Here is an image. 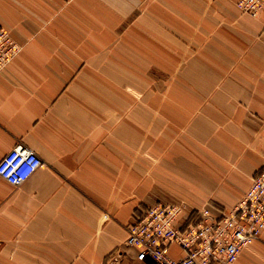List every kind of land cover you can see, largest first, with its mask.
<instances>
[{
	"label": "crops",
	"instance_id": "1",
	"mask_svg": "<svg viewBox=\"0 0 264 264\" xmlns=\"http://www.w3.org/2000/svg\"><path fill=\"white\" fill-rule=\"evenodd\" d=\"M238 1L0 0L21 46L0 72V160L43 161L0 178V264H150L124 245L133 214L245 196L264 165V10ZM234 264H264V233Z\"/></svg>",
	"mask_w": 264,
	"mask_h": 264
},
{
	"label": "built area",
	"instance_id": "2",
	"mask_svg": "<svg viewBox=\"0 0 264 264\" xmlns=\"http://www.w3.org/2000/svg\"><path fill=\"white\" fill-rule=\"evenodd\" d=\"M241 12L257 17L264 0H239ZM21 46L0 24V72L19 54ZM43 161L23 145L0 160V178L13 187L24 184ZM125 247L136 260L150 264H234L242 250L264 233V165L252 178L245 196L231 209L207 204L187 210L180 202L156 204L133 214ZM172 247L181 254L175 259Z\"/></svg>",
	"mask_w": 264,
	"mask_h": 264
},
{
	"label": "rangeland",
	"instance_id": "3",
	"mask_svg": "<svg viewBox=\"0 0 264 264\" xmlns=\"http://www.w3.org/2000/svg\"><path fill=\"white\" fill-rule=\"evenodd\" d=\"M129 93H131V94H132V92H130V91H128V90H127V96H128V94H129Z\"/></svg>",
	"mask_w": 264,
	"mask_h": 264
}]
</instances>
